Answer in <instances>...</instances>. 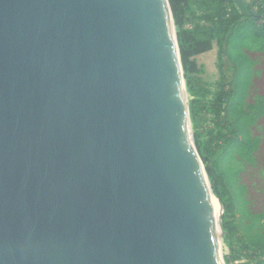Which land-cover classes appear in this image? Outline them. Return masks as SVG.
<instances>
[{"label": "water", "instance_id": "95a60500", "mask_svg": "<svg viewBox=\"0 0 264 264\" xmlns=\"http://www.w3.org/2000/svg\"><path fill=\"white\" fill-rule=\"evenodd\" d=\"M184 80L162 0H0V264H223Z\"/></svg>", "mask_w": 264, "mask_h": 264}, {"label": "rangeland", "instance_id": "374dc122", "mask_svg": "<svg viewBox=\"0 0 264 264\" xmlns=\"http://www.w3.org/2000/svg\"><path fill=\"white\" fill-rule=\"evenodd\" d=\"M212 1L190 0L188 23L210 25L207 20L217 10ZM234 1V7L226 5L227 12L239 16L240 21L225 37L226 81L222 85L232 100L239 101L238 110L244 113L248 124V139L239 142L240 137L235 131L237 124L233 114L226 111V106L221 115L218 113L216 90L220 84V73L217 68V41L213 42L211 50L195 57L202 73L193 78L202 91L196 99L197 120L192 121L190 113L189 123L195 145V134H200L207 161L204 163L200 155L198 158L213 192V183L206 169L208 166L217 176V188L231 205L225 221L232 231L226 233L223 227L225 205L214 192L223 207L220 242L223 264H264V40L255 36L257 30L264 27V22L254 16L258 13L255 7L257 0ZM247 6H250V12L244 9ZM247 34L249 38L244 40ZM193 99L188 93L189 107Z\"/></svg>", "mask_w": 264, "mask_h": 264}, {"label": "trees", "instance_id": "16d2710c", "mask_svg": "<svg viewBox=\"0 0 264 264\" xmlns=\"http://www.w3.org/2000/svg\"><path fill=\"white\" fill-rule=\"evenodd\" d=\"M169 2L177 29L178 42L184 70V78L187 83L188 93L194 98L190 102V113L192 121L195 122L197 120L196 105L198 101L196 99L201 95L202 91L200 85L196 84V80L195 78H193L194 75L202 73V70L195 60V57L211 50L213 42L217 41L219 47L217 68L220 73V84L217 86L216 90L219 103L218 113L219 115H221L224 106H226V111H230L233 114L235 124H237L238 129H235V131L240 137L239 142L245 141L246 139H248L249 132L247 128L248 124H246L244 120V113L241 110H238L239 101L237 102L236 100H232L230 94L224 90L222 85L226 81L223 59V54L225 51V37H227L232 27L237 25L240 21L239 16H234L227 12L226 5L234 7L235 1L213 0L212 2L217 6V10L213 14V16H211L207 20L209 23H211L210 25L188 23L186 17L189 13H191L190 0H169ZM255 7L258 8V13L254 15L255 18L264 22V0H257L255 2ZM244 9L250 12V6H247ZM255 36L264 40V27H261L260 30H257ZM247 37L249 38V35L244 37V40L247 39ZM231 135H235V133L231 132ZM195 141L198 153L201 156L203 162L206 163L207 159L204 157L203 147L200 142V134L198 132H196L195 134ZM206 169L213 183L215 194L225 205L223 227L226 233H230L232 229H230L226 224L225 218L231 212V205L225 201L221 190L216 186V182L218 180L213 168H210L208 166ZM262 252L264 253V247H262Z\"/></svg>", "mask_w": 264, "mask_h": 264}, {"label": "bare ground", "instance_id": "6f19581e", "mask_svg": "<svg viewBox=\"0 0 264 264\" xmlns=\"http://www.w3.org/2000/svg\"><path fill=\"white\" fill-rule=\"evenodd\" d=\"M162 1L164 3V6H165V9L167 12V16H168L170 33L172 34V36L175 37L176 27L174 26V20L172 18V13L170 10L169 2H168V0H162ZM181 92H182V97L184 100L186 110L188 111L189 110L188 109L189 108L188 91L186 88L185 81H182ZM189 133H190V138L193 139L192 133L190 131V123H189ZM198 164H199L200 170L202 172V176L204 178V182H205V186H206V190H207V194H208V200H209V205H210L212 222H213L214 231H215V235H216L218 250L220 253V242H221V237H222V232H223V228L221 226V214L223 213V207H222L220 200L214 194L210 182L208 181L207 177L205 176V172H204V169H203V167L199 161V158H198Z\"/></svg>", "mask_w": 264, "mask_h": 264}]
</instances>
